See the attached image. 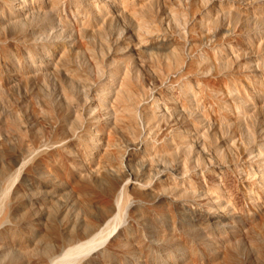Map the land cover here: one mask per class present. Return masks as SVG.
<instances>
[{"label":"rangeland","instance_id":"obj_1","mask_svg":"<svg viewBox=\"0 0 264 264\" xmlns=\"http://www.w3.org/2000/svg\"><path fill=\"white\" fill-rule=\"evenodd\" d=\"M16 225L17 264H264V0H0Z\"/></svg>","mask_w":264,"mask_h":264},{"label":"bare ground","instance_id":"obj_2","mask_svg":"<svg viewBox=\"0 0 264 264\" xmlns=\"http://www.w3.org/2000/svg\"><path fill=\"white\" fill-rule=\"evenodd\" d=\"M16 209L21 210L22 209L21 204H17ZM31 226L32 225L29 224V222H28V224L24 225V227L29 229V230H27L29 232H30ZM22 230H23L22 226H17V225L16 226H10V227H8V229L0 230V243H1V241L3 242L4 240H6V242L10 240V241H12V242L9 241L10 245L12 243L13 246H15L16 248L21 250L23 253H28V250L26 249L25 237L22 234ZM31 231H32V229H31ZM3 246L4 245H2V247ZM3 248L1 249V246H0V264H17L14 260H10V259L8 260L7 259L9 256L8 251L3 250ZM104 253H105L104 256L102 253H101V255L104 257V260L106 261L107 264H125L120 259L112 258L105 251H104ZM31 264H46V263L40 262V260H36V261L32 262ZM87 264H96V262H95V260H88Z\"/></svg>","mask_w":264,"mask_h":264}]
</instances>
